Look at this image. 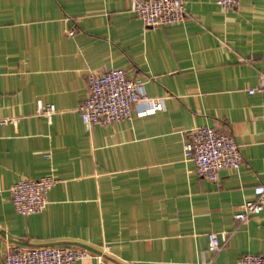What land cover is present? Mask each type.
<instances>
[{
	"label": "crops",
	"instance_id": "obj_1",
	"mask_svg": "<svg viewBox=\"0 0 264 264\" xmlns=\"http://www.w3.org/2000/svg\"><path fill=\"white\" fill-rule=\"evenodd\" d=\"M182 21L144 26L129 0H0V259L10 246L103 251L99 264H234L264 254V207L239 203L264 184V0H181ZM143 79L162 108L86 130V75ZM52 104L49 118L37 103ZM229 133L241 155L216 181L182 156L194 126ZM56 181L38 212L14 211L9 186ZM207 232H224L208 250ZM66 264H97L87 257Z\"/></svg>",
	"mask_w": 264,
	"mask_h": 264
},
{
	"label": "built area",
	"instance_id": "obj_2",
	"mask_svg": "<svg viewBox=\"0 0 264 264\" xmlns=\"http://www.w3.org/2000/svg\"><path fill=\"white\" fill-rule=\"evenodd\" d=\"M222 7L235 6L238 0H214ZM129 9L144 26L153 27L182 21L186 15L181 0H129ZM259 86L248 88L249 93L264 94V75ZM143 79L130 77L121 68L110 67L95 74L86 75L87 94L78 105L80 120L86 130L94 123L109 124L129 116L134 107L138 115L162 108L159 98L146 95ZM37 111L49 118L52 104L37 103ZM15 124L16 118L0 117V124ZM182 156L191 160L200 178L216 181L221 168L236 169L241 155L238 144L229 133L216 131L208 125L191 128L182 141ZM56 179L51 175L18 178L9 186L10 200L15 212L30 214L40 211L47 203V192ZM255 197L239 203L233 217L246 220L264 207V184L255 186ZM208 250H217L225 239L224 232H207ZM104 244L100 252H93L73 245H41L28 248L10 246L0 259V264H66L87 257L102 262ZM234 264H264V254L245 252L239 254Z\"/></svg>",
	"mask_w": 264,
	"mask_h": 264
},
{
	"label": "water",
	"instance_id": "obj_3",
	"mask_svg": "<svg viewBox=\"0 0 264 264\" xmlns=\"http://www.w3.org/2000/svg\"><path fill=\"white\" fill-rule=\"evenodd\" d=\"M84 247V246H83ZM85 249H87V250H90V251H93L92 249H90V248H88V247H84Z\"/></svg>",
	"mask_w": 264,
	"mask_h": 264
}]
</instances>
